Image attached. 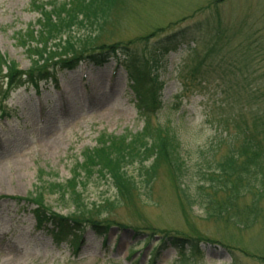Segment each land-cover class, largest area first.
Here are the masks:
<instances>
[{
	"label": "rangeland",
	"instance_id": "1",
	"mask_svg": "<svg viewBox=\"0 0 264 264\" xmlns=\"http://www.w3.org/2000/svg\"><path fill=\"white\" fill-rule=\"evenodd\" d=\"M39 18L32 0H0V52L22 72L30 69V61L14 36ZM216 28L224 32L218 46L214 45ZM103 43H135L130 46L137 51L161 55L157 72L162 107L151 120L177 134L188 174L183 185L189 187L195 204L186 201L164 163L151 191L140 183L142 189L130 204L101 216L94 214L99 220L139 228L140 233L114 226L104 243L87 226L76 252L69 243H54L50 232L35 227L34 207L16 199L27 198L37 186L69 181L75 163L85 150L97 147L101 135H136L145 128L146 118L139 113L125 67L115 60L104 66L82 64L59 74V88L50 83L39 96L33 89L16 92L8 103L12 118L0 121V264H152L149 254L162 236L148 245L140 242L155 232L207 239L199 246L196 264H264V200L251 228L209 217L207 196L214 195L211 186L216 182L204 178L220 173L219 164L242 145L236 138L244 124L250 125L264 108L258 104L261 101L250 98L254 90L264 91L259 86L264 80L263 63L254 62L256 51L250 49L264 50V0H123L111 15ZM209 50L216 53L204 63L200 79H184L195 66V56L199 53L203 60ZM238 63L250 64V79L259 82L247 86ZM128 170L141 181L138 165ZM41 172L47 174L43 183ZM225 197L219 192L215 198ZM83 198L93 208L105 199L114 200L116 191L110 182L94 180ZM45 202L64 216L74 212V205H66L59 194L49 192ZM252 203L253 196L248 194L230 213H238L242 222ZM167 245L156 264L180 260L181 253ZM132 250L138 253L134 258L129 257Z\"/></svg>",
	"mask_w": 264,
	"mask_h": 264
},
{
	"label": "trees",
	"instance_id": "2",
	"mask_svg": "<svg viewBox=\"0 0 264 264\" xmlns=\"http://www.w3.org/2000/svg\"><path fill=\"white\" fill-rule=\"evenodd\" d=\"M122 1L55 0L38 3L34 0L33 7L40 13L38 22L30 24L27 30L17 32L14 36L17 45L24 49L30 61V69L27 72L20 71L14 61H10L0 52V113L3 117L9 115L6 110V101L13 91L26 84L39 90L42 82H48L60 71L73 70L81 63L103 66L111 59H116L128 71L132 83L131 89L136 95L142 116L146 118L144 130L136 135H101L97 147L85 150L81 160L75 163L71 170L72 178L69 181L65 184L37 186L28 197L29 202L38 206L34 211L38 226H52L51 233L56 242L70 243L77 250L82 240V232L87 226L104 239L114 226L122 230L132 228L140 233L139 228L111 221L108 218L99 220L94 214L101 216L119 205L130 204L142 189L140 183L151 191L158 179L160 167L164 163H167L172 170L179 183L178 189L186 201L191 206L195 204L189 193V187L183 185V180L188 174L186 163L180 153L177 134L170 127L155 125L151 120L156 118L158 109L162 107L159 96L162 84L159 82L157 72L162 65L161 55L155 51L151 54H148L147 50L137 51L130 46L135 43L100 44L111 15ZM216 29L215 39L218 41L214 45L218 46L224 32L222 29ZM83 31L89 32L82 35ZM146 42L149 43V40ZM250 49L256 51L254 62H262L264 67V50ZM163 50L167 52L168 47H164ZM213 53H216L215 50H209L203 60L198 53L199 56H195V66L183 78L188 81L200 79V70ZM236 65L243 77L241 79L247 83V86L248 84L250 86L252 82H259L256 78L250 79L252 76L249 74L250 64ZM183 84L184 87H188L185 80ZM262 85L264 87V80L259 84V86ZM5 87H7L6 90ZM254 91L250 98H253L255 103L261 101L259 105L264 104V91L261 93L260 90ZM263 110L264 108H261L255 114L250 125L244 124V129L240 130L236 138V140H242V145L238 151L231 150L226 160L219 164L220 173L204 175V178L209 181L216 182V185L211 186L214 195L207 196L210 199L209 217L227 218V222L248 228H251L259 218L262 212L260 203L264 200ZM240 159L244 160L241 165L238 164ZM150 161L152 163L148 165ZM135 165H138V176L141 181L129 174L128 169ZM46 175L41 172L42 183ZM94 180L110 182L116 191V198L105 199L102 203L94 204L93 208H90L83 195L84 190ZM199 189L205 192V186ZM254 190H256L255 193ZM49 192L59 194L66 205L73 204L74 212L68 216L55 212L45 202ZM219 192L225 193L226 197L223 200L215 198ZM248 194L253 196V206L248 210L246 220L241 222L237 219L238 213L230 212L232 209L235 211L239 199L245 198ZM157 235H161L162 238L153 249L152 258L157 259L160 251L168 248L167 244H169L181 253L180 260L176 264H196L197 262L193 260L201 254L199 246L203 242H208L205 238L197 241L182 235L172 236L166 232H155L147 237L146 245Z\"/></svg>",
	"mask_w": 264,
	"mask_h": 264
}]
</instances>
